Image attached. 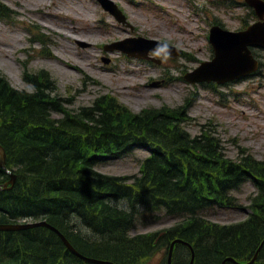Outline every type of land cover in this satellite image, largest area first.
I'll return each instance as SVG.
<instances>
[{"label": "trees", "instance_id": "1", "mask_svg": "<svg viewBox=\"0 0 264 264\" xmlns=\"http://www.w3.org/2000/svg\"><path fill=\"white\" fill-rule=\"evenodd\" d=\"M31 82L34 91L20 90L0 72V141L8 152V166L18 173L14 189L0 190L1 221L45 216L70 237V227L85 220L94 227L88 240L81 245L78 239L70 238L82 252L119 264H138L156 250V233L132 236L130 230L139 220L156 222L168 215L182 221L168 228L165 241H161L170 243L176 236L191 241L196 264H218L229 255L240 260L253 256L264 238V160L244 150L240 159L227 157L213 128L192 136L184 127L189 119L187 105L135 112L115 97L103 95L92 106L71 111L61 98L53 96L54 84L47 73L34 75ZM53 111L64 115L53 117ZM146 145L153 148V154L146 159L142 175L131 184L128 177L94 169V153L116 158ZM15 152L21 154L18 159H29L20 164ZM31 155L46 159L50 165H42L41 160L37 163L41 169L34 171L27 163L34 157ZM45 167L53 170L55 180L44 175L48 172H43ZM8 176L0 167V181ZM69 176L72 181L66 179ZM248 179L255 182L258 193L252 198L253 211L246 220L221 225L202 215L209 208L235 206L231 191ZM41 180L46 186L43 190L50 189L51 194L41 192L39 200L33 201L31 187H37ZM140 187L146 188L141 191ZM68 191L74 192L75 201L89 205V191L100 197L99 205H105L97 210L93 222L84 218L87 212L77 203H61ZM126 200L127 208L121 205ZM137 244L143 250H138ZM59 246L63 255L56 254ZM32 250L43 254L29 257ZM188 255V249L179 245L174 264H189ZM259 259L257 264H264V247ZM0 264L94 263L71 253L53 231L37 227L0 231Z\"/></svg>", "mask_w": 264, "mask_h": 264}, {"label": "rangeland", "instance_id": "2", "mask_svg": "<svg viewBox=\"0 0 264 264\" xmlns=\"http://www.w3.org/2000/svg\"><path fill=\"white\" fill-rule=\"evenodd\" d=\"M0 1L11 7L8 17H0V70L14 86L31 89L25 74L49 71L72 108L89 105L107 92L137 111L165 103L179 105L191 96L195 99L191 115L196 119L188 128L193 134L200 131L198 123L213 122L229 156L239 155L236 139L264 159V67L255 76L218 85L216 91L183 79L185 72L212 57L209 31L215 19L229 29L254 20L244 0H115L134 29L119 22L98 0ZM74 25L82 30H71ZM140 35L170 41L186 54L177 59L166 57L157 64L104 48L107 43ZM61 59L76 66L66 67ZM135 160L132 155L124 156L101 162L97 169L132 174L139 171L142 158ZM255 190L247 182L236 194L248 206ZM249 212L246 208L208 216L216 222L233 223ZM174 222L169 219L133 233L157 231ZM163 258L161 249L142 264H160Z\"/></svg>", "mask_w": 264, "mask_h": 264}, {"label": "water", "instance_id": "3", "mask_svg": "<svg viewBox=\"0 0 264 264\" xmlns=\"http://www.w3.org/2000/svg\"><path fill=\"white\" fill-rule=\"evenodd\" d=\"M212 39L215 44L217 57L212 62H204L202 66H200L194 72L189 73L187 75L188 79L192 81L216 79L219 82H225L229 79H234L235 77L247 73L248 71L256 69L257 61L253 59L252 55L250 54L247 44L254 42L264 44V24H257L249 31L242 33H232L224 31L219 27H215L213 28ZM153 48L154 47H150L149 49ZM148 50H146L144 53L146 54ZM5 160L6 152L5 149L0 145V162L4 165ZM12 181L14 182V179ZM37 224L49 225L47 222L43 221L36 224H24L19 226L0 224V228H23ZM64 239L66 242H68L66 238ZM176 241L179 240H175L172 244V247ZM69 246L75 252H77L70 244ZM171 255L172 251L170 254V259ZM107 263L114 264L112 262ZM223 264H225V262Z\"/></svg>", "mask_w": 264, "mask_h": 264}, {"label": "bare ground", "instance_id": "4", "mask_svg": "<svg viewBox=\"0 0 264 264\" xmlns=\"http://www.w3.org/2000/svg\"><path fill=\"white\" fill-rule=\"evenodd\" d=\"M71 28V30H74V31H80V30H82L81 29V27L80 26H76V25H74V26H71L70 27ZM59 62H61V64H63L64 66H71V67H74V66H76V65H68L69 63H67L66 61H64V60H62L61 59V61H59ZM2 122H3V118H1L0 117V125L2 124ZM33 150H35L34 148L32 149V151ZM42 151V150H41ZM17 152H19V151H17ZM17 152H15L14 153V158L17 160L20 156H21V154H19V153H17ZM17 153V154H16ZM43 154V153H42ZM46 153H44V157H46V155H45ZM31 156H34V155H31ZM92 157V161H93V166H94V169L96 170V171H98V169H97V167L101 164V161H100V159H99V157L97 156V155H92L91 156ZM29 158H22L21 157V159H18L17 161H19L20 162V164H22L23 162H26V160H28ZM44 161V163L42 164V165H50V163L46 160V159H42V158H40V157H38V156H34V157H32L31 158V162H27V163H29V165H31L32 166V168H33V170L34 171H39L41 168L40 167H38L37 166V163L38 162H42V161ZM26 163V164H27ZM42 167V166H41ZM37 168V169H36ZM45 171H48L47 173H45L44 175H47L49 178V180L50 181H53V180H55V178H54V174H53V170H49V168H43V172H45ZM1 175H3V173L1 174ZM43 176V175H42ZM67 180H69V181H72L73 180V178L71 177V176H69V177H67L66 178ZM41 183H39V184H37V187H34V186H32L31 187V190H30V193H32L31 194V197H32V200L33 201H38L39 200V194L41 193V192H45L46 194H48V195H50L51 194V190L50 189H45V190H43V188H45L46 186L44 185V183H42V180L40 181ZM152 183H153V181H152ZM157 185H161V183H157ZM145 186V185H144ZM97 188V187H96ZM140 188H142V189H140ZM139 188V190H144L146 187H140ZM72 194H74V192L73 191H68L67 193H66V195H65V198L63 199V201H61V200H59V201H61V203H65L66 201H70V202H75V203H77V206H80V207H83L85 210H86V212H87V215L86 216H84V218L85 219H90V221L91 222H93V216H96V213H97V210H99V209H101V208H103L104 207V205L105 204H103V205H99V200H100V197L99 196H96L93 192H91V191H89V195H90V197H91V205H89V204H86L85 202H83V201H75V199L72 197ZM112 203H114V204H116V206H118L117 205V203L113 200V201H111ZM1 212H2V210L0 209V214H1ZM81 216V215H80ZM51 217H53V216H51ZM35 218H37V217H35ZM80 223H82V225L81 224H79V225H74V226H71L70 227V232H69V234H70V237H69V239H68V242H63V244H64V246H66V248L71 252V253H73L74 255H77V252H79V248L72 242V240L71 239H78V241L81 243V245H83V243L85 242V241H87L88 240V236L92 233V231L94 230V227L92 228V225L91 224H89V223H87L85 220H82ZM23 238L26 240L27 238H25L24 236H23ZM71 238V239H70ZM161 240H163V238L161 239ZM263 240H264V238H263ZM263 240H261V242L259 243V246L262 244V241ZM163 241H165V240H163ZM28 242H29V239H28ZM123 242H125V241H123ZM30 243V242H29ZM69 244L77 251V252H75L70 246H69ZM263 245V244H262ZM137 246H139L137 249L138 250H143V247L142 246H140V245H138L137 244ZM258 246V247H259ZM37 248L39 247V246H36ZM257 247V248H258ZM256 248V249H257ZM62 249V248H61ZM60 249V246L58 247V250H56V254L57 255H63V249L61 250ZM157 251H159V249H157ZM41 254H43L41 251H38V250H32L30 253H29V257H34V256H41ZM154 255V254H153ZM192 256H193V251H189V255H188V257H187V260L190 262V260L192 259ZM226 257H230L231 258V260L233 261V262H229L228 264H234V262H236V261H239L240 259H238L237 257H235V256H232V255H229V256H226ZM225 263L227 262V261H224ZM223 262V263H224ZM217 264V263H216ZM218 264H222V262L220 261Z\"/></svg>", "mask_w": 264, "mask_h": 264}]
</instances>
